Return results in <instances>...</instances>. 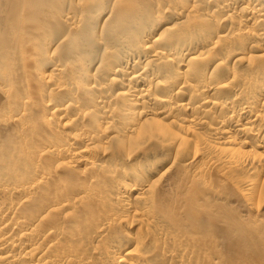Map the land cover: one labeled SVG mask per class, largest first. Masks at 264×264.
Returning <instances> with one entry per match:
<instances>
[{"label":"bare ground","instance_id":"1","mask_svg":"<svg viewBox=\"0 0 264 264\" xmlns=\"http://www.w3.org/2000/svg\"><path fill=\"white\" fill-rule=\"evenodd\" d=\"M0 264H264V0H0Z\"/></svg>","mask_w":264,"mask_h":264}]
</instances>
